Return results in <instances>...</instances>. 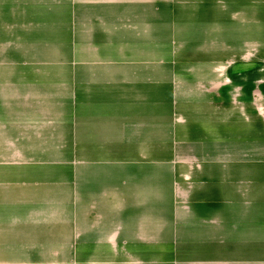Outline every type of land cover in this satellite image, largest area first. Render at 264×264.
I'll use <instances>...</instances> for the list:
<instances>
[{"label":"crops","instance_id":"crops-1","mask_svg":"<svg viewBox=\"0 0 264 264\" xmlns=\"http://www.w3.org/2000/svg\"><path fill=\"white\" fill-rule=\"evenodd\" d=\"M62 1L0 0V264H264V0Z\"/></svg>","mask_w":264,"mask_h":264},{"label":"rangeland","instance_id":"rangeland-1","mask_svg":"<svg viewBox=\"0 0 264 264\" xmlns=\"http://www.w3.org/2000/svg\"><path fill=\"white\" fill-rule=\"evenodd\" d=\"M161 1H164V0H161ZM165 1H167L168 5L172 7L173 5L172 0H165ZM75 2H74V5H75ZM71 3L72 2L68 0L62 1L63 5L71 4ZM238 25L239 24H237V27ZM239 26H241V24ZM243 30L248 31L249 35L248 37H246V39L240 40V41L236 39L230 40V43L228 44H231V45L229 46L227 44V52L223 53V55L225 54V56L221 55L222 53L216 55L217 63L224 64L225 62H228V66L231 65L233 69H236L235 77L237 76L241 77V79L233 78L234 80L238 82L229 83L230 87H232L231 92L227 94L228 97L220 101L228 102V103L229 102L235 103L236 101H238V100H235L237 99L236 97H243V98L247 97L248 100L250 101L249 111L259 112L264 115V37L262 38L260 36L261 33H259L261 30H264V25L243 26ZM255 77L257 79H255ZM251 80H254V81H251ZM222 86L225 87L227 85L222 83ZM60 87L61 86L58 85V92L61 93L58 96L64 95V90L60 91ZM218 91H213V94L214 95L220 94V92ZM72 97L74 99L75 92ZM75 107L76 106L73 104V107H72L73 114H75V109H76ZM250 123L253 124L254 127L257 126L255 121H250ZM263 124H264V120H263L262 125ZM261 127L262 126H260V128ZM74 149H77V152L74 153V157L76 156L77 158H81V155L83 156V153H81V150L86 149V146L77 145V147ZM89 153H92V152L89 151ZM128 153H130V151L115 152V154H113V157H114L113 159L118 160V159L126 158V160L127 159L129 160L131 155H128ZM136 153L138 155V153L140 152H136ZM97 154H98L97 152H94L95 158L99 157L97 156ZM160 154H161L160 152L154 153L156 157H158ZM139 155L146 156V153L141 152V154ZM104 156H105V153H103V156L101 157L104 158ZM159 185L160 183L155 182L154 183L155 187L151 186L152 187L151 191L158 192L159 190L157 188ZM193 189L195 190V188ZM144 192H148V190ZM259 208H260V212L261 211L264 212V208H261V207ZM254 212L256 211L254 210Z\"/></svg>","mask_w":264,"mask_h":264},{"label":"bare ground","instance_id":"bare-ground-1","mask_svg":"<svg viewBox=\"0 0 264 264\" xmlns=\"http://www.w3.org/2000/svg\"><path fill=\"white\" fill-rule=\"evenodd\" d=\"M253 19V18H252ZM251 22V21H250Z\"/></svg>","mask_w":264,"mask_h":264}]
</instances>
